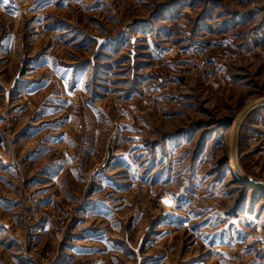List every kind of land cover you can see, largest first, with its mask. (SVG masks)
<instances>
[{"label": "rangeland", "instance_id": "obj_1", "mask_svg": "<svg viewBox=\"0 0 264 264\" xmlns=\"http://www.w3.org/2000/svg\"><path fill=\"white\" fill-rule=\"evenodd\" d=\"M262 98L264 0H0V264H264Z\"/></svg>", "mask_w": 264, "mask_h": 264}, {"label": "water", "instance_id": "obj_2", "mask_svg": "<svg viewBox=\"0 0 264 264\" xmlns=\"http://www.w3.org/2000/svg\"><path fill=\"white\" fill-rule=\"evenodd\" d=\"M262 105H264V98L260 99L259 102L256 105H254L252 108H249V109L246 108V109H244L241 112L239 118L236 120V123H235L236 130H235L234 136H233V145H232L231 152H232L233 158L235 159L234 163H235V165L237 167H238V162H237V141H238V138H237L238 133L237 132H238V128L240 127L242 120L249 113V111H251L252 109H254V108L258 107V106H262ZM242 177H243L242 178V181L243 182H245V183H247V184H249V185H251V186H253V187L257 188V189L264 190V183L254 181V180L250 179L244 173H243V176Z\"/></svg>", "mask_w": 264, "mask_h": 264}, {"label": "bare ground", "instance_id": "obj_3", "mask_svg": "<svg viewBox=\"0 0 264 264\" xmlns=\"http://www.w3.org/2000/svg\"><path fill=\"white\" fill-rule=\"evenodd\" d=\"M259 101H255V102H253L252 104H250V105H248L246 108H252L254 105H256L257 103H258ZM245 108V109H246ZM240 116V115H239ZM239 118V117H238ZM235 123H236V121L234 122V125L232 126V128H231V130H230V132H231V135H232V137H231V141H230V144H231V146L233 145V135H234V132H235V130H236V125H235ZM231 149V148H230ZM230 157H231V161L233 162V164H232V167H233V172H234V175L235 176H237V177H239V178H241V180H242V176H243V171H242V169L240 168V166L238 165V167L235 165V163H234V161H235V159L233 158V155H232V153L230 152Z\"/></svg>", "mask_w": 264, "mask_h": 264}]
</instances>
